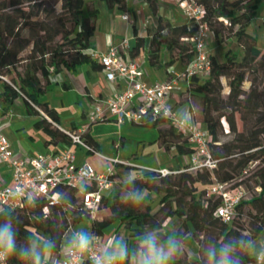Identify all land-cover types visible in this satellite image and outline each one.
Wrapping results in <instances>:
<instances>
[{
  "label": "trees",
  "instance_id": "1",
  "mask_svg": "<svg viewBox=\"0 0 264 264\" xmlns=\"http://www.w3.org/2000/svg\"><path fill=\"white\" fill-rule=\"evenodd\" d=\"M109 7L127 9V0H105ZM151 11L158 12L157 0H146ZM206 10L205 23L211 28L217 41L228 32L235 42L225 53V61H218L211 55L212 68L206 77L192 76L184 96L185 102L194 112L197 123L210 134V151L219 160L215 171H183L162 177L156 171H148L141 177L132 178V183L121 181L113 193V201L104 200L99 211L107 210L99 218H91L83 209L77 190L71 186L57 189L59 199L56 203L42 198L25 201L20 208L0 210V224L11 220L17 230L18 245H26L29 236L49 238L56 244L50 253L53 258L61 256L62 249L68 245L70 228L84 220L91 222L90 234L103 236L115 223L123 225L128 232L133 252L140 247L139 237L157 230V236L165 239V223L177 218L175 236L185 242L193 237L198 245L196 259L181 253L175 256L172 264H208L209 248L204 239L209 236L213 249L228 238H245L254 241L264 233V217L256 218L251 226L239 224L243 217L242 208L250 205L257 213L264 211V170L259 171L256 196L243 201L237 208L238 217L230 224L216 216L220 199L208 196V190L215 181L244 185L238 176L249 172L252 162L264 163V115L259 114L264 101L259 92L244 89L248 75L264 73V55L257 47V38L248 32L253 14L264 0H241L240 6L230 7V0H195ZM100 10L88 0H2L0 1V102L14 104L23 101L25 112L38 117L34 126L48 137V145L72 144L69 134L63 130L60 116L43 98L48 93L53 74L74 70L83 63H92L95 69L101 65L88 55L91 41L96 32ZM225 19V21L221 20ZM264 28V16H263ZM196 31V26L184 23L172 25L162 16L152 35L151 42L136 37L135 53L144 48L149 53L152 66L161 65L160 54L163 49L170 53L169 67L178 63L182 69L194 58V49L187 40ZM241 49V50H239ZM227 81L229 93L223 97V80ZM200 99L199 110L193 98ZM243 121L239 131L236 115ZM226 123V126H225ZM168 121L163 118L146 119L142 127L156 128L159 135L157 143L166 151L175 149L178 154L189 156L194 149L187 138L174 129H161ZM226 127L228 132L226 131ZM233 135L229 141L224 136ZM85 142L99 151V147L88 131L82 134ZM174 139H178L175 141ZM247 170V173L245 171ZM163 178V179H162ZM146 191L141 203L130 201L128 193L132 188ZM152 194L161 195L159 209L152 211ZM110 199V198H109ZM46 209L48 211H46ZM256 217V215L254 216ZM242 264L256 263L248 251L239 252ZM8 264H21L15 257ZM124 264H132L131 256Z\"/></svg>",
  "mask_w": 264,
  "mask_h": 264
},
{
  "label": "built area",
  "instance_id": "2",
  "mask_svg": "<svg viewBox=\"0 0 264 264\" xmlns=\"http://www.w3.org/2000/svg\"><path fill=\"white\" fill-rule=\"evenodd\" d=\"M176 1L185 11L191 25L196 26L195 33L187 39L194 49V58L181 72L177 71L175 65L169 66L167 68L168 78L165 81L155 84L144 82L142 79L144 71L141 65L134 61H127L119 45L111 46L103 53L87 50L88 55L102 66L109 82L121 81L123 83L122 91L104 101L96 102L94 112L89 116L91 123L104 121L111 117H115L121 124H140L146 119L163 118L186 137L194 149L188 156V163L183 168L155 170L162 177L183 171H215L219 166V160L214 158L209 148L210 134L206 128L197 123L191 108L188 106L186 112L180 113L171 104V98L175 93L186 92L192 76L206 77L212 68L208 44L210 38H213V32L204 21L205 8L195 0ZM123 19L129 20L128 14H124ZM221 20L226 22L225 19ZM181 78L186 80V88L180 86ZM3 127L4 118L0 115V163L12 169L13 178L12 186L0 185V210L20 208L25 201H32L34 198L44 197L51 203H56L59 199L57 189L61 186H71L77 190V196L83 209L90 214L92 219L96 217L104 200H109L119 183L112 167H109L105 173H99L88 163L80 164L71 147L56 152H37L32 156L16 154L11 149L10 140L3 131ZM87 130L88 127L79 132H66L72 140V145L81 146L87 152L103 157L82 137ZM226 131L228 132L227 127ZM112 161L128 165L120 160ZM138 177L140 178L141 175ZM208 196L220 199L216 216L227 224L232 223L238 217V206L249 199L248 190L244 185L219 181L213 183L208 190ZM78 231L83 230L71 227L70 237ZM105 252L106 248L100 237L92 236V244L87 252L80 253L68 244L63 247L60 257L45 258V261L46 264H84L85 262L95 264L92 258L101 256Z\"/></svg>",
  "mask_w": 264,
  "mask_h": 264
},
{
  "label": "crops",
  "instance_id": "3",
  "mask_svg": "<svg viewBox=\"0 0 264 264\" xmlns=\"http://www.w3.org/2000/svg\"><path fill=\"white\" fill-rule=\"evenodd\" d=\"M157 2L158 12L154 14L146 0H127L125 11L120 10L118 6L109 7L105 0H88L89 4H94L100 10L90 49L103 53L111 46L119 45L127 61H134L141 65L144 71L142 79L148 84L163 82L168 78L166 63L170 60V53L163 49L160 54L161 65L152 66L147 50L141 48L138 53L134 51L136 47L134 27L148 46L158 26L160 16L174 26L184 23L191 24L176 0H157ZM124 14H128L129 20L123 19ZM211 40L212 38L209 43ZM96 64L100 65L98 62ZM173 65L178 72L184 70L178 63ZM50 81L48 93L43 101L48 102L49 106L59 114L60 127L65 131L74 132L88 127L87 131L97 143L103 157L89 153L78 145L63 143L48 145L49 137L34 126L38 117L26 114L21 99L12 105L0 102V115L4 118L3 131L8 136L14 153L32 156L37 152H56L71 147L80 164L88 163L99 173H105L109 167H112L119 183L123 180L117 173V167L137 170L136 174L131 177L132 179L144 172L163 168L178 170L181 169L182 163L184 165L188 163V156L178 154L175 149L168 152L157 143L159 132L156 128L142 127L132 123L121 124L115 117L93 123L89 121L96 102L104 101L123 90L121 81L111 83L107 80L103 68L95 69L92 63L86 62L74 70L53 74ZM186 85V80L181 78L180 86L186 88ZM171 104L180 113L188 110V104L181 92L172 96ZM112 160H120L128 165L115 163ZM0 185H13L12 169L3 163H0ZM152 196L157 197L155 194ZM114 225L109 227L103 236H100L106 251H109L115 243L124 242L130 252H133L128 232L126 230L122 232L124 226L119 223L118 226L116 223ZM176 229L177 218L168 219L165 223L166 237L164 240L175 236ZM87 232L92 238L90 228ZM196 246L198 247L197 244ZM130 256L132 264H137V257ZM45 258L53 257L48 253L45 254ZM84 264L90 263L85 262Z\"/></svg>",
  "mask_w": 264,
  "mask_h": 264
},
{
  "label": "clouds",
  "instance_id": "4",
  "mask_svg": "<svg viewBox=\"0 0 264 264\" xmlns=\"http://www.w3.org/2000/svg\"><path fill=\"white\" fill-rule=\"evenodd\" d=\"M128 182L132 183L131 178ZM128 197L136 203L144 199L142 190L135 187L130 190ZM16 237L17 230L11 220L0 224V264H8L13 257L21 264H46L45 254L51 253L56 247L53 240L40 236H29L26 245H18ZM68 243L84 253L91 247L92 238L88 233L78 231ZM139 244L137 251L130 252L126 243L117 242L109 251L92 259L95 264H124L132 255L137 257V264H172L173 258L182 251V238L170 236L161 241L157 230L144 233L139 237ZM242 250L252 253L259 264H264V248H258L252 240L245 238H228V242L209 249L208 264H242L239 258Z\"/></svg>",
  "mask_w": 264,
  "mask_h": 264
},
{
  "label": "rangeland",
  "instance_id": "5",
  "mask_svg": "<svg viewBox=\"0 0 264 264\" xmlns=\"http://www.w3.org/2000/svg\"><path fill=\"white\" fill-rule=\"evenodd\" d=\"M240 1L241 0H230V5L232 4L230 7H234L236 5L240 6L239 5L241 4ZM263 16H264V2H262L261 4L257 6L255 13L253 14L250 26L248 28V32L257 38V47L261 50L262 54L264 55ZM232 42H235V39L233 35L229 36L228 32H226L223 35V37H220V40L218 41L212 38L211 42L209 43L210 44L209 49H210L211 55L214 56L218 61H225L226 51H228L231 47H235L234 45L233 46L231 45ZM201 77L203 78L205 76H201ZM223 85H224L223 97L226 98L229 93V88L227 86V81L225 79L223 80ZM244 89L248 93L251 90H256L257 92H259V99H261V101H264V73L259 71V73L256 72L255 74L251 73L250 75H248L247 81L245 82V85H244ZM193 101H194L196 108L199 110V103H200L199 97L195 95L193 98ZM259 114L264 115V103H263V107L259 110ZM236 122H237L238 130L242 131L243 121H241L239 114L236 115ZM161 128L165 131H169L173 129L169 123L163 124ZM233 137H234L233 135H229V136L227 135V136H224L222 140L229 141ZM181 166L184 167V164L182 163ZM116 170H117V173L119 174V177L123 181H128L137 172V170H135L134 168L126 169L124 167H117ZM260 170H264V163L252 162L249 165V172L247 174L238 176V180L243 182L244 186L248 190L249 199H251L253 196H256L258 192L256 188H257V183L259 182L258 174ZM145 194H147L146 191L143 192V195ZM112 196L109 199V205L113 201ZM160 198H161V195H157V197L152 196L150 198V203H151L153 212L159 209ZM107 210H104V211L102 210L100 212H97L96 217L99 218L102 214H104V212H107ZM242 212H243V217H241L239 224L245 228L248 226H251L253 222H256L255 221L256 218L264 217V211L262 213H257L252 208V206L248 204L242 208ZM255 215L256 217H254ZM116 225L118 226V223H116ZM90 226H91V222L89 220H84L83 222L79 224L78 229H82L84 232H87ZM122 230H123L122 232H124L125 228L123 227ZM210 239L211 238L209 236L208 237L206 236L204 239V242H205L206 248L208 247L209 249H213L214 243L211 242ZM253 242L256 244L258 248H264V233H261L256 239H254ZM196 244H197V241L195 238L193 237L189 238L184 244L186 249L182 248V251H181L182 257L187 258V256H190L193 259H196L199 254L198 247L196 246ZM250 255L253 256L252 253H250ZM249 264H254V263H249ZM255 264H259V263L256 262Z\"/></svg>",
  "mask_w": 264,
  "mask_h": 264
}]
</instances>
